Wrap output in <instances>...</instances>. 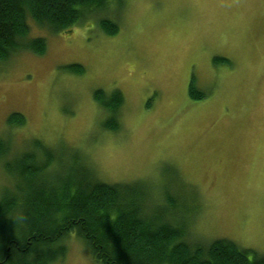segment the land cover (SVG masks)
<instances>
[{
  "label": "rangeland",
  "instance_id": "obj_1",
  "mask_svg": "<svg viewBox=\"0 0 264 264\" xmlns=\"http://www.w3.org/2000/svg\"><path fill=\"white\" fill-rule=\"evenodd\" d=\"M109 4L71 31L29 16L27 39L44 36L46 52L20 48L0 61V136L11 142L0 195L11 185L5 160L40 138L59 156L53 181L86 163L103 181L139 183L148 215L173 213L190 239L264 254V0ZM103 16L117 33L99 26ZM193 75L201 99L188 93ZM116 88L125 101L119 129L108 130L94 92ZM13 112L26 123L12 126ZM63 243L51 264H101L75 232Z\"/></svg>",
  "mask_w": 264,
  "mask_h": 264
},
{
  "label": "trees",
  "instance_id": "obj_2",
  "mask_svg": "<svg viewBox=\"0 0 264 264\" xmlns=\"http://www.w3.org/2000/svg\"><path fill=\"white\" fill-rule=\"evenodd\" d=\"M110 1L0 0V61L20 48L46 52L44 36L27 39L29 16L53 32L71 31L90 13L109 8ZM117 1L122 5L123 0ZM98 24L107 34L119 30V24L107 16ZM68 67L76 73L85 71L81 63ZM188 93L193 99L206 95L197 88L194 75ZM94 99L108 112L106 128L118 130L125 101L122 90L97 89ZM26 121L20 112L8 118L12 126ZM32 143L4 162L11 185L0 195V264H51L65 257L63 240L72 231L101 264H264V254L232 239H190L189 223L173 213L160 210L149 216L140 200L145 190L137 182L103 181L86 163L68 167L69 174L53 181L58 153L40 138ZM10 148L11 142L0 136V158Z\"/></svg>",
  "mask_w": 264,
  "mask_h": 264
}]
</instances>
